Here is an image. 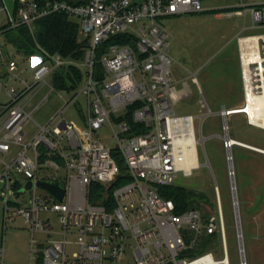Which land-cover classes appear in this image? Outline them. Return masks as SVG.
Listing matches in <instances>:
<instances>
[{"label": "built area", "instance_id": "obj_1", "mask_svg": "<svg viewBox=\"0 0 264 264\" xmlns=\"http://www.w3.org/2000/svg\"><path fill=\"white\" fill-rule=\"evenodd\" d=\"M6 0L5 29L35 22L55 13H65L80 22L79 34L93 45L82 59L49 53L39 43L29 64L6 54L0 42V91L5 87L8 101L0 100V192L4 202L0 264H5L8 225L22 218L31 232L29 264H230L226 226L218 184L215 185L217 212L203 217L196 207L178 212L174 199L165 198L161 187L173 185L177 175H191L203 164L196 115H176L174 104L185 96L179 92L168 54L171 34L161 19L166 16L205 11L203 0ZM237 13L250 15L252 28L264 27V4L240 3ZM247 28H244L246 30ZM128 34L127 43H108L113 36ZM239 59L244 99L238 106H222L223 146L229 174L239 242L240 264H248L240 204L235 183L233 147L243 146L264 154V148L241 142L233 144L230 117L243 114L250 125L264 129V33L239 34ZM103 47L102 67H97ZM68 64L85 70L81 90H59L52 74ZM31 73L24 75L28 70ZM31 75V77H30ZM29 77V78H28ZM191 79L198 83L197 72ZM16 80V85L10 83ZM50 90L40 96L32 110L28 105L41 87ZM55 91L62 100L44 123L32 114L40 110ZM200 101L212 114L200 89ZM82 95L87 98L85 127L78 131L66 116ZM202 97V100H201ZM132 121H130V119ZM205 115L202 116L200 129ZM118 121V128L113 119ZM118 118V119H117ZM34 120L38 131L25 128ZM108 123L117 141L110 147L95 135ZM238 140V139H236ZM239 141V140H238ZM120 152L130 180L109 192L120 175L113 152ZM205 154L206 151L204 149ZM207 156V155H206ZM209 163V162H208ZM33 181L31 197L25 204L14 200L17 191ZM39 179L61 181L66 186L62 201L37 186ZM94 183L104 186L96 196ZM42 189L44 194L39 193ZM56 213L60 230L52 218ZM46 238L37 239L35 234ZM219 234L223 258L209 250L197 254L200 240Z\"/></svg>", "mask_w": 264, "mask_h": 264}, {"label": "rangeland", "instance_id": "obj_2", "mask_svg": "<svg viewBox=\"0 0 264 264\" xmlns=\"http://www.w3.org/2000/svg\"><path fill=\"white\" fill-rule=\"evenodd\" d=\"M233 2L235 0H203L204 6L211 5L213 9L166 16L161 21L171 34L168 54L172 58L171 69L174 78L177 80V89L179 92L189 93L174 104L176 115H196L198 135L204 138V144H201L199 148L200 162L203 165L195 169L191 175H184L180 172L174 184L186 188L194 196L191 205L198 208L205 218H208L212 212L215 214L217 212L215 185L218 184L226 226L229 261L230 264H240L239 242L236 235V219L229 174L230 164L226 159L227 152L221 139L223 133L222 117L219 114L222 106H238L244 99L236 33L242 27L245 19L242 15H228L229 12H235V10H231V7L226 8L228 3L232 4ZM6 4L12 10V0H6ZM216 12L225 13V15L217 17ZM249 18L248 16V24ZM6 21L7 12L4 8H0V42L5 46V50L13 53V57L21 63V66H26L28 62L22 63L24 56L16 52L14 45L8 41V35L2 32L3 28L6 27L4 24ZM260 33H264V27L244 32V34ZM79 38L82 40L85 39V36L79 34ZM89 45L90 47L88 46L87 49L93 48L92 44ZM99 50L97 67L101 68L100 60L104 53L103 47ZM1 69L4 70L0 63ZM85 70L82 69L83 80L76 89L78 91L81 90L85 80ZM192 72H197L198 83L192 81ZM28 74L26 72L22 76ZM7 78L8 76L3 77L0 82L6 81ZM48 80L51 82L50 78ZM10 84L13 86L17 82L13 80ZM200 89L213 111L212 114H207L208 108L203 106L200 101ZM49 90L48 85L41 87L38 95L34 96L28 105V110H32L40 100V96L45 95ZM0 100L3 103L8 101L5 87L0 91ZM61 103L62 100L57 93L51 92L48 102L32 114L33 119L39 123H44L46 118ZM87 107L86 95H82L79 102L72 104L66 111V116L79 132L85 127ZM203 115L205 117L202 129H200ZM112 119L114 126L118 128V121ZM34 120L27 123L25 129L28 132L36 133L38 131ZM230 126L232 137L235 139L264 148V129L250 125L243 114L232 115ZM95 136L104 140L110 147L117 145L113 130L108 123L99 129ZM204 149L207 154H205ZM233 156L235 183L248 264H264V154L235 145ZM1 171L2 166L0 165V173ZM19 179L22 184L26 183L23 177H19ZM4 187L5 183L0 182V192ZM38 192L44 194L42 189H39ZM31 194L32 191L28 189L23 194L15 196L14 200L26 204ZM4 207L5 204L0 199V238L3 235ZM48 216L52 218L55 229L60 230L61 226L57 214H42L43 218ZM5 235V264H29L31 232L24 220L18 218L15 222L10 223ZM209 237L210 242L206 245L200 244L197 254L211 250L217 259L223 258L222 248H218L221 247L219 234ZM35 238L41 239L46 238V236L38 233L35 234Z\"/></svg>", "mask_w": 264, "mask_h": 264}, {"label": "trees", "instance_id": "obj_3", "mask_svg": "<svg viewBox=\"0 0 264 264\" xmlns=\"http://www.w3.org/2000/svg\"><path fill=\"white\" fill-rule=\"evenodd\" d=\"M238 9L239 8H232L231 10ZM79 29L80 22L77 18L71 17L65 13H55L37 20L35 22L34 32H32L28 26L22 25L13 29H5L3 33L8 35V41L14 45L16 52L24 54L27 57L39 51L37 47V43H39L49 53H59L64 58L80 60L83 58L88 44L87 41L80 40ZM131 39L132 37L128 34H123L120 36H113L108 43L118 42L123 44L130 42ZM82 80V69L71 64L57 69L51 76L53 85L59 90H76ZM130 121L132 120L130 119ZM113 156L120 167V175L109 186L110 193L115 187L130 180L128 166L121 153L114 151ZM102 188H104V186L101 184H92V196H96ZM160 190L165 198H171L176 201L178 212L193 207L191 204L194 201V199H192L194 196L186 188L173 184L162 186ZM210 240L209 236L203 237L200 244L206 245Z\"/></svg>", "mask_w": 264, "mask_h": 264}, {"label": "crops", "instance_id": "obj_4", "mask_svg": "<svg viewBox=\"0 0 264 264\" xmlns=\"http://www.w3.org/2000/svg\"><path fill=\"white\" fill-rule=\"evenodd\" d=\"M245 3V4H247V5H253V4H264V0H235V2H233L232 4H227L226 5V8L228 7H231V8H238V6L240 5V3ZM204 9H205V11H208V10H212L213 9V7L211 6V5H206V6H204ZM215 15L217 16V17H221L222 15H225V13H220V12H216L215 13ZM228 15H240V14H238L237 13V11L235 10V12L233 11L232 13L231 12H229L228 13ZM250 17V15L248 14L246 17H244V23H243V25H242V27H240L238 30H237V33H236V36L237 35H239V34H244V32H248V31H251L252 29H254V28H252V25H251V21L249 22V24H248V22H247V17ZM250 19V18H249ZM244 28H247L246 30H244ZM238 43V42H237ZM4 49H5V46H4ZM6 51V54L9 56V57H13V53L11 54L8 50H5ZM238 51H239V46H238ZM21 54V53H20ZM22 56H24L23 57V61H22V63H27L28 62V64H29V58L30 57H27L26 55H24V54H22ZM32 56V55H31ZM14 58V57H13ZM21 64V63H20ZM23 67V66H22ZM26 67V66H25ZM29 74L31 73V70H28L27 71ZM174 76V75H173ZM30 77H31V75H30ZM47 119V118H46ZM29 133H31V132H29Z\"/></svg>", "mask_w": 264, "mask_h": 264}, {"label": "water", "instance_id": "obj_5", "mask_svg": "<svg viewBox=\"0 0 264 264\" xmlns=\"http://www.w3.org/2000/svg\"><path fill=\"white\" fill-rule=\"evenodd\" d=\"M37 186L47 190L51 193L57 200L62 201L66 192V186L63 182L57 180H47V179H39L37 181ZM33 187V181L29 180L25 187L17 191V195L23 193L25 189H30ZM168 264H174L173 262H169Z\"/></svg>", "mask_w": 264, "mask_h": 264}, {"label": "bare ground", "instance_id": "obj_6", "mask_svg": "<svg viewBox=\"0 0 264 264\" xmlns=\"http://www.w3.org/2000/svg\"><path fill=\"white\" fill-rule=\"evenodd\" d=\"M232 140H233V141H232L233 144H237V143L239 144V143H240V141H238V140H236V139H232ZM231 165H233V163H231Z\"/></svg>", "mask_w": 264, "mask_h": 264}]
</instances>
